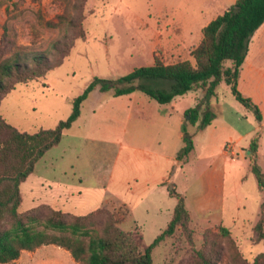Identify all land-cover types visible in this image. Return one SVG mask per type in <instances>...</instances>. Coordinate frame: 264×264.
Here are the masks:
<instances>
[{"label":"rangeland","instance_id":"rangeland-1","mask_svg":"<svg viewBox=\"0 0 264 264\" xmlns=\"http://www.w3.org/2000/svg\"><path fill=\"white\" fill-rule=\"evenodd\" d=\"M188 2L0 0V49L6 54L16 46L47 50L50 42L64 34L69 41L79 30L85 34L74 41L69 56L44 79L19 84L10 91L0 102L1 116L21 131L54 128L70 114L73 98L96 77L112 80L136 67L152 65L154 54L164 62L188 58L186 50L175 53L172 39L182 32L180 24L174 21L177 7L188 8ZM192 3L196 18L203 22L224 7L215 0ZM48 21L56 26H48ZM215 91L216 95L208 101L198 88L163 104L170 113L168 122L177 116L184 118L185 131L193 142V148L178 160L171 156L173 139L169 135L165 140L159 138L160 146L152 141L157 128L150 129L148 114L141 115L136 106L127 116L112 103V91L95 86L82 102L79 118L20 184L19 212L25 214L35 209L39 215H45L49 208H56L73 217L101 210L96 226L101 227L112 216L116 226L138 233L143 244L149 245L172 217L176 197L169 190L174 189L184 198L190 220L187 228H177L152 249L153 264H203L204 258L210 264L253 262L264 251V241L258 239L254 230L264 192L252 167L258 166L264 174V147L250 154L248 145L261 133V127L253 112L235 99L224 81ZM194 107H198L199 114L193 122L188 120L186 111ZM205 110L210 112L211 120L218 116L207 130V125L200 127ZM133 121L134 139H130ZM220 125L227 128L221 129ZM183 146L182 138L175 148L177 153ZM147 149L166 155L167 166L173 165L160 188L142 185L146 174L143 166L152 158L144 152ZM222 149L227 156L220 155ZM215 161L223 169L222 207L200 212L205 207L201 192L207 186L202 176ZM65 182L68 185L62 184ZM223 228L229 231L228 235ZM8 264L79 263L67 250L50 244L25 250Z\"/></svg>","mask_w":264,"mask_h":264},{"label":"trees","instance_id":"trees-1","mask_svg":"<svg viewBox=\"0 0 264 264\" xmlns=\"http://www.w3.org/2000/svg\"><path fill=\"white\" fill-rule=\"evenodd\" d=\"M264 22V0H236L221 14L211 19L202 28V39L190 50L189 57L173 62H164L154 54L149 66L136 67L112 80L95 78L81 94L72 100L71 112L54 128L37 131H21L9 124L0 114V263H12L22 251H33L43 245H55L67 250L79 264H153L152 249L177 228H187L190 214L184 198L174 189L169 190L177 201L167 226L145 245L136 232L123 231L109 216L101 227L96 226V213L67 217L61 209L49 208L45 215L33 209L25 214L19 212L22 202L20 184L34 171L37 161L57 145L64 133L79 117L81 104L90 91L99 86L102 91H112L113 96L125 95L140 90L160 104L170 102L174 96L205 87L204 100L214 95L216 86L223 80L236 100L250 109L257 122L262 114L250 97L237 88L239 69L244 61L250 37ZM48 26H56L48 21ZM79 30L68 40L64 34L50 42L47 50L32 51L25 46H16L9 54L0 49V102L19 84L44 79L47 73L66 59L74 41L84 38ZM229 61L230 65L226 66ZM188 120L196 121L198 107L189 108ZM211 122V114L205 110L200 127ZM182 124L184 146L176 158L193 148L191 137ZM260 133L249 142V151L255 153ZM259 188L264 192V174L258 166L252 167ZM264 197L254 230L258 239L264 241ZM224 229L228 235L229 231ZM229 239V238H228ZM229 245L237 253L234 243ZM203 264H210L204 258ZM249 264H264V251Z\"/></svg>","mask_w":264,"mask_h":264},{"label":"crops","instance_id":"crops-1","mask_svg":"<svg viewBox=\"0 0 264 264\" xmlns=\"http://www.w3.org/2000/svg\"><path fill=\"white\" fill-rule=\"evenodd\" d=\"M193 1L194 0H189L188 3L190 4V6L188 8L185 7L183 9H180V6H176L178 10L174 16V21H176V23L180 24V26L182 27V32L179 35H176L175 38H172L173 40H175L173 50L176 51L175 53L177 55L185 50L188 52L189 55L190 50L194 48L202 39V28L211 19L221 14L224 10L231 6L236 0H215L216 3L224 6L222 9L223 11L218 14L212 15L204 22L199 21L196 18V12L193 11L192 8ZM198 1H202L204 4L207 2V0ZM207 8L210 9L211 6H207ZM153 39L155 40V38ZM156 44L157 43L155 41L153 43V47H155ZM228 65H230V62H226V66ZM237 88L244 96L250 97L252 101L258 105L261 111L262 120L260 123L258 122L261 127L260 139L257 148L258 151L261 147H264V22L254 31L253 35L250 37L244 61L242 62L239 69V74L237 78ZM199 89H201L202 96H204L205 88L200 87ZM215 95L216 91L211 97H214ZM111 101L112 103H115L116 106H119L123 110V112L127 114V116L131 115L134 112L136 106H138V111L141 112V115L144 113L148 114L150 116V121L148 122V124L150 125V129L154 130L157 128L155 134L152 136V141L154 140L155 143L160 146L161 141L159 140V138L161 137L165 140V138L169 135L170 138L173 139L171 142V156H175L176 159L177 151L175 150V148L178 142L182 141L183 138V132L181 128L182 124L184 123L183 117L177 116L176 118L168 122V115L170 113L166 110L164 105L158 102L156 104L151 102V100L148 99L147 96L140 94L138 90L125 95L113 96ZM217 117V115L213 117L211 122L205 128L206 130L213 127V123L217 120ZM134 126L135 124L133 121L130 124V139H134ZM218 127L221 129L227 128L225 125H220ZM214 130H216V128ZM240 138L241 136L238 137L236 141H240ZM164 147L165 145H163V148ZM138 150L142 149L139 148ZM144 152H148L152 156V158L149 160V162L145 164V166H143L146 172L145 177L143 178V187L146 186L149 189L151 187L160 188L164 186L166 176L168 175L169 171L172 170L173 165L170 164L169 166H167L165 162L167 161L166 155L158 154L153 149H147ZM220 155L227 156L228 153L226 152V150L222 149ZM170 158L173 161L174 158ZM161 159H163L164 162H162ZM217 159H219V157ZM202 178L206 179L207 186L205 190L201 192L200 200L203 205H205V207H203L200 212H204L206 210H220L222 207L223 189V169L220 167V164L217 161H215V163H212L210 165V168L205 172ZM79 181H81L80 178ZM62 184L68 185L66 182ZM137 189L138 188L136 186L135 191ZM215 216L220 217V215Z\"/></svg>","mask_w":264,"mask_h":264},{"label":"water","instance_id":"water-1","mask_svg":"<svg viewBox=\"0 0 264 264\" xmlns=\"http://www.w3.org/2000/svg\"><path fill=\"white\" fill-rule=\"evenodd\" d=\"M189 117V116H188Z\"/></svg>","mask_w":264,"mask_h":264}]
</instances>
